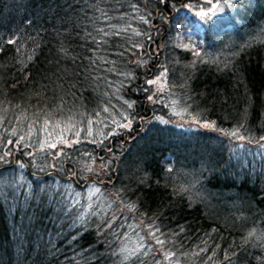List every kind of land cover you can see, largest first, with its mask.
Wrapping results in <instances>:
<instances>
[{
    "label": "trees",
    "instance_id": "1",
    "mask_svg": "<svg viewBox=\"0 0 264 264\" xmlns=\"http://www.w3.org/2000/svg\"><path fill=\"white\" fill-rule=\"evenodd\" d=\"M180 1L0 0V137L44 150L90 126L54 161L82 173L113 145L98 173L109 194L58 218L38 184L9 176L0 264H264V0L232 2L223 37L207 25L191 39ZM121 207L127 230L111 225Z\"/></svg>",
    "mask_w": 264,
    "mask_h": 264
},
{
    "label": "rangeland",
    "instance_id": "2",
    "mask_svg": "<svg viewBox=\"0 0 264 264\" xmlns=\"http://www.w3.org/2000/svg\"><path fill=\"white\" fill-rule=\"evenodd\" d=\"M234 1L235 0H232V2H234ZM220 2L223 3V0H220ZM209 8H210V5L206 2V0H182L179 2L178 6L176 7V10L185 11V9H186V11L189 15L192 14V16L194 17L197 24L211 25L212 26L211 27L212 33L218 32V36L223 37V35L225 34L224 25L229 22V19H227V17L229 15L230 16L236 15V13L227 12V9L230 7H228L227 5H224L223 10L218 11L215 15H213L211 17V19L202 18L200 15H198V13H200V12L208 11ZM232 9H234V5L232 6ZM186 27H187V30H189V27L188 26H186ZM190 33L195 34L196 30L192 29V30H190ZM177 44L179 45V42ZM121 103H124V101L122 100ZM135 113H138V111L135 110ZM190 121L192 123H197L196 121H198V120H197V118H194V120H190ZM199 124L202 127H206L205 125H210L209 127H206V128H214L212 123L200 122ZM88 127L89 126H87V128ZM238 138H239V136H238ZM74 139H77V138L75 137ZM0 147L1 148L6 147L3 139H0ZM102 169H103V165L100 164L98 167L94 168L92 172H96V171L102 170ZM10 177L12 178V180H10V182L15 183V184L20 182V180L18 178H14V175H11ZM5 182H7V178H0L1 184L5 183ZM108 192H109V188H107V194H108ZM85 194H86L87 199H90L92 201L102 200V198L104 197V195L101 193V191L98 189V187H96V188L94 187V189L90 188V189L86 190ZM22 203H26V202H22ZM47 203H49V202H47ZM48 207L54 211L55 218H58L59 214L57 212H59V207L58 206H55L54 208H53V206L52 207L48 206ZM122 210L124 213L123 217H126L127 215L129 217V215H132V212L130 210H127L126 208H120L116 212V214ZM126 219L128 220L127 217H126ZM124 221H126V220H124ZM112 223L114 224V220L112 221ZM77 224H79V220H77ZM81 224H82V222H81ZM129 226H131V225H129ZM134 226H135V228L133 229V232L137 236V242L141 246H143L144 248H148L149 246H151L152 244L150 243V239L153 238L155 235L154 229H152L151 226L144 229L146 226L145 223H143V224L137 223ZM127 229H129V228H126L125 230H127ZM12 234H13L12 231H10V235H12ZM124 235L126 236V234H124ZM19 238H20V236H16V240H18ZM127 238H129V236ZM126 242H131V241L126 240ZM126 242H125V244H126ZM125 249H126L125 245L121 246L119 248V250H124V251H125ZM153 255H155V252H152L151 256H153ZM146 257H148L147 254H146Z\"/></svg>",
    "mask_w": 264,
    "mask_h": 264
},
{
    "label": "snow or ice",
    "instance_id": "3",
    "mask_svg": "<svg viewBox=\"0 0 264 264\" xmlns=\"http://www.w3.org/2000/svg\"><path fill=\"white\" fill-rule=\"evenodd\" d=\"M161 2H164V0H161ZM206 2L210 5V8L208 11L200 12L198 15H200L202 18L211 19L213 15H215L218 11L223 10V6L227 5L228 7H232V0H223V3L220 2V0H206ZM13 41H9V43H12ZM199 55V53H196ZM153 83H156V81H153ZM123 126V125H122ZM206 127H209L210 125H205ZM154 235V234H153ZM158 243H164L163 241H159ZM170 259V257H167Z\"/></svg>",
    "mask_w": 264,
    "mask_h": 264
}]
</instances>
